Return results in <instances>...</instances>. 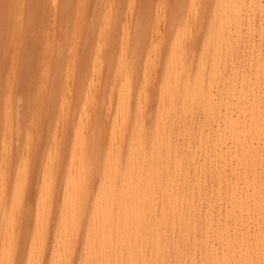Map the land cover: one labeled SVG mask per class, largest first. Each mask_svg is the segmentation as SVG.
I'll use <instances>...</instances> for the list:
<instances>
[{
    "label": "rangeland",
    "instance_id": "1",
    "mask_svg": "<svg viewBox=\"0 0 264 264\" xmlns=\"http://www.w3.org/2000/svg\"><path fill=\"white\" fill-rule=\"evenodd\" d=\"M227 1L230 3V1H232V0H57V1L56 0H0V165H1V162L5 164L4 165L5 168H2V169L0 168L1 171L3 169H5L2 172V174L0 173V180H1L0 182L3 184L1 187V183H0V187L2 188V191L5 190V191H3L4 194H2V196L0 195L2 197V200H3V201H0V208H1L0 209V235H1L0 236V261H2L0 263L8 264V262H11V264L12 263H15V264H19V263L20 264L21 263H23V264H32V263L36 264L37 263V264H39L38 261L41 260L42 262L40 261V264L41 263H43V264H54L52 262L54 261L55 258H56L55 259V262H56L57 259L63 257V258H61L62 262H61V259H59L60 261H57L59 264H63V263L65 264V262H66V264H72V261H73V264H79V263L82 264V262H84L86 260V258L87 259L91 258L93 260L94 259L93 257H95L96 254L98 256L96 255L95 260H97V258L100 259V256H101L100 254L103 251L102 250L103 248L101 247V243L104 242V244H105L107 242V240L110 239L109 237H107L108 235L110 236V234L112 235L111 236L112 239H110L105 245H106L107 249L108 248L110 249V247H112V243L114 245L116 237L114 234V227L112 226V225H114L113 220L106 218L107 220L105 219V221H103L104 217L107 215L109 216V213H110L108 210V208H110V207H108L107 205H109V203L111 205V203L114 200H116V198H118L117 193L116 194H114L113 192L111 193L112 190H109L111 187L114 186L111 183L117 184L118 186L121 185L120 180H122V178L125 177V176H123L124 174H126V179L129 178V174H130L129 171H131L130 169L132 166L129 167V165H131V162L130 163H127V162H128V160L132 161L131 160L132 157L130 154L131 149H132L131 148L132 147V141L137 145V147L140 146L139 144H143V143H145V144H143V146H151V144L153 143L152 140H155L154 143H156L157 138H158L157 135L159 134V137H160V135L163 134L164 127L166 124L165 120H166V113H167V111H165L164 109L167 110L168 107H170V105H171V96L170 95H172L173 94L172 92L175 90L174 81L173 80L170 81L171 80L170 79L169 81L171 83H173V84H171L169 81L165 80L166 74H167V72H169L167 70V66L171 67L170 71H172V68L174 69L173 73L178 71V69H176V66L183 65L182 62L185 61L184 58H182V56L183 57L185 56V54L182 55V52L184 53V50L188 54L186 53L185 57H187V58H185V59H187V60L184 62V65L182 67H184L185 65L187 67H189L192 80L195 79L197 73H199V70H200L201 73L203 74V77H204L203 87L206 89L207 95L209 94V96L211 93L209 91L212 90V93H211L212 95L210 96L211 101H209V98H210L209 96H206L205 99L203 98L202 99L203 103L199 108H195L193 110L190 108H185V109L179 110L178 113L182 115L180 117V119L178 120V122H179L178 124L181 127L180 131L183 130V128L185 127L187 122H188V124H191V122H192L194 128L197 131L198 130H201V131L205 130L204 133L207 135V138L209 140L208 142H209L210 146H211V144L212 145H214V143L216 144V142L220 140L219 139V132H220V130L224 129L223 128L224 127V125H223L224 120L223 119L226 115L225 111H227L225 103L230 98L228 96V92L230 90V82H229V85L227 82L230 80L228 77L229 68H241V66H242V62L238 58H235L232 61H230V59L228 57V50H227V47L229 46L228 44H231L234 49L236 47L239 48L238 52L240 50V52H239L240 56H242V55L245 56L248 54V52H250L251 49H248L247 46L249 48H252L254 46L255 49L252 48L254 50H257L258 48L264 49V37L262 38L260 35V32H259V29H260L259 22H260V19L262 17L261 10H260V2L264 1V0H258V1H256V0H236L235 1V2H237V6H240L242 3L244 4V2H246L248 6L246 5L247 7H245L243 5V7H242L243 9L240 8V9H242V10H240V14L242 12V14L240 16H242V17L241 18L239 17L240 20L237 24H231L230 29L232 32H234V37H232V38H229L230 34H228L229 25H228V27H227V25H225L224 27L222 26L223 27L222 29L220 26L221 22L223 20H225L223 17V12L228 7L229 3ZM250 2H252V3H250ZM250 5H251V7H250ZM257 8H259V9H257ZM250 11H251V14H249ZM253 12H255L257 14V16L255 13L253 14ZM245 14H246V17H245ZM254 15H255V17H254ZM222 17H223V19H222ZM248 17H251V18H248ZM225 18H226V16H225ZM254 18H256V19H254ZM248 19H251L253 22L252 24L255 25L254 30H253L254 32L251 33L252 35H250L251 38H249V36L246 34L247 33V27L246 26H247ZM20 24H23L24 29H25L23 34L15 35L9 31L8 26L18 27V26H20ZM215 24H217V25H215ZM222 25H223V23H222ZM169 27H171V28H169ZM173 28H175L174 31H173ZM236 28H238L239 30L241 28L240 31H241L242 35H240V37L237 36L238 32L236 31ZM242 28H243V31H242ZM167 29H169L168 32H167ZM182 30L184 31L183 32L184 42L182 39ZM219 30H220V32L218 33ZM236 32H237V34H236ZM167 33H169V34L167 35ZM185 33H186L187 37L185 36ZM187 33L190 35H187ZM155 34H157V35H155ZM232 35H233V33H232ZM259 35H260V37H259ZM154 36H155V38L153 40ZM167 36H168V38H167ZM189 37L191 38V40ZM176 38H177V40H175ZM179 39H181L182 41L180 40V42H179L178 41ZM185 39H187L188 45H187V43H185ZM261 39H262L263 43L261 42ZM209 40H210V42H208ZM209 43H211V45ZM185 44L188 48L185 46ZM208 46H209V48H208ZM221 48H223L222 51L220 50ZM215 49L216 50L218 49V50L215 51ZM206 50H208V51H206ZM218 51H219V53H217ZM215 52L217 53V57H216ZM206 53L208 56L206 55ZM178 55H180V56L178 57ZM202 55L204 57L205 56L206 57L204 58ZM169 58H170V60H169ZM171 58L172 59L174 58V59L171 60ZM201 58H202V60H201ZM149 59L152 60V63H155L158 61V63H159V64L157 63L158 66L156 63L154 64V66H153V64L149 65L148 63H151V60H149ZM194 59H196V61ZM153 60H154V62H153ZM216 60H217V65L215 64ZM213 61H214V63H213ZM145 62H146V64H145ZM203 62H204V64H203ZM177 64H179V65H177ZM197 64H198L199 68L202 65L201 68L204 71L202 69H199ZM206 64H207V66H206ZM193 65H194V67H193ZM215 65L217 67L219 66V69L217 67H215ZM146 66H147V68H146ZM151 66H153V67H151ZM159 67H160V69L158 71ZM169 67H168V69H169ZM213 67L217 68L216 70L218 72L215 70L216 73H214ZM108 68H110V69H108ZM155 68H156V70H155ZM211 68H213V69H211ZM224 68H226L227 70L225 71ZM192 69H193V71H192ZM152 70H153V73L155 75H153L151 73ZM179 70H180V68H179ZM106 71H108L109 73ZM210 71H212L213 73ZM219 71H221L222 73ZM223 71H225L226 73ZM101 72H102V74H101ZM156 72H158V73H156ZM217 74L220 75V76H218V78H217ZM147 75H149L150 77ZM151 75L153 76V79L151 78ZM210 75H212V76H210ZM224 75H225V77H224ZM155 76H157L156 77L157 80H156V78L154 79ZM214 76L216 79L214 78ZM211 77H212V79H211ZM126 78H128L129 80ZM147 78H150V80ZM144 79L146 80V85H144V83H145ZM209 79H211V81H209ZM220 79H221L220 84H218V81ZM127 80L130 82H128ZM147 80H149L150 82ZM212 80H213V82H212ZM223 80H225V81H223ZM208 81H209V83H211V85L208 84ZM124 82L126 84H130V85H128V87L130 86V91H129V89H126V91H124L123 88L126 86V84ZM151 82H154V83L156 82V83L154 84ZM148 83L150 85H148ZM164 84H166V86H164ZM169 84L172 85L173 89L171 88V86ZM216 85L219 88H217ZM143 86H144V88H143ZM151 86H153V87L150 89ZM209 86H211V87L213 86V87L210 88ZM128 87H125V88H128ZM169 87L173 91L167 90V93H166V91H164V90L170 89ZM223 87H226V88L223 89ZM213 88H214V90H213ZM216 88H217L218 92L216 91ZM227 88H229V90ZM121 89L127 93L129 91L128 95L130 94V96H131V97L130 96L127 97L128 95H126V97H125V99L127 101L130 98V100L128 101V104H127V101H125V103H123L124 99L122 102L123 105L125 104L124 109H122L123 111L128 110V105H129L128 113H127V111H125L127 114L125 112H122L121 109L119 111L117 110L118 109L117 105L121 104L120 103L121 101L119 102L120 98L122 100V97L120 95ZM152 89H154V93L152 92ZM123 91H121V93ZM124 92L122 94H124ZM168 92L172 93V94H168ZM226 92H227V94H226ZM127 93H125V94H127ZM161 93H162V96H161ZM125 94H124V96H125ZM163 94L164 95L166 94L165 95V97L167 96L166 100H165V97ZM110 95H112L111 99H109L111 97ZM141 95H143L144 97H142ZM226 95L228 97H226ZM51 96H53V97L51 98ZM67 96L69 97V101L67 99L68 98ZM124 96H123V98H124ZM168 96L170 97V99ZM216 96H218V98H217L218 100L216 99ZM76 97H77V99H76ZM145 97H146L148 103L146 102V100L144 102H141L142 99ZM160 97L161 98L164 97V98L161 99ZM48 98H50L51 102H49ZM105 98H106V100H105ZM224 98H225V100L223 101ZM148 99H149V101H148ZM72 100H73V102H72ZM104 100H105V104H104ZM110 100H112V101H110ZM160 100H162V101H160ZM165 101H166V103H164ZM67 102H68V104H67ZM118 102H119V104H117ZM161 102L164 103V105L167 104V106H166L167 108H165ZM222 102H224V104ZM49 103H51L49 106L50 111H48V108H49L48 104ZM62 103H66V105L65 104L63 105ZM71 104H72V106H71ZM93 104H95L96 106ZM97 104H98V106H97ZM111 104H112V106H110ZM140 104H141V106H140ZM149 104H150V106H149ZM215 104H218V107ZM83 105L87 109L83 108ZM101 105H103L104 109H103V107H101ZM144 105H145V107H144ZM92 106H95V107H92ZM139 106H140V108H139ZM142 106L144 107V109ZM108 107L112 108V109L110 108L111 111L109 110ZM146 107H149V109L147 108L148 109L147 112L145 110ZM161 107H162V109L160 110ZM212 107H214V108H212ZM62 108H64V109L66 108L67 110L65 109L66 111L64 110L65 112L63 113ZM93 108H94V110H93ZM158 108H159V111L157 110ZM85 109L87 111L84 112ZM102 109H103V111H102ZM150 109H151V111H149ZM211 110H213L214 113H212ZM107 111H110V112H107ZM116 111H117V113L120 112V113H118V115L119 114L121 115V113L122 114L125 113V116L121 115L122 118L124 117L123 120H125V121H122L121 120L122 118L120 119V115H119L118 118L122 121V123H120L121 122L120 120H119L120 122L117 123L118 119H116V117H117ZM140 111L141 112L145 111L147 114H144L145 112L141 113ZM160 111H162L163 114H160L161 113ZM183 111L184 112L186 111V113H184ZM220 111H221V113H219ZM150 112L153 113L152 117L149 115ZM157 112H158V114H157ZM209 112L211 113V115ZM86 113H87V116H86ZM129 113H130V116H128ZM139 113L144 114V115H142V117H141L140 116L141 114H139ZM222 114H223V116H222ZM59 115H61L60 118H59ZM80 115L83 119L85 117V119H84L85 123H87L88 121H90V122L87 123L86 125H84L82 118H81L82 121H80ZM108 115H110V117ZM212 115L215 118L211 117ZM66 116H68V117H66ZM71 116H73L75 118H73ZM137 116H138V118H136ZM149 116L151 117L150 119L148 118ZM64 117H66L65 119L67 121L64 119ZM86 117H90V118H88V120L86 121ZM135 118H136V120H135ZM63 119L65 121L64 126H62L64 124ZM108 119H109V121L107 122ZM129 119H130V121L128 122ZM139 119H141V120H139ZM160 119L163 120L164 122H162ZM205 119L207 121H209L210 128H209L208 122ZM61 120L63 121L62 125H61ZM156 120H160V121H156ZM58 121H60V125H58L59 124ZM113 121H115L114 122L115 125H113L114 124ZM135 121L136 122L140 121V123L138 122L136 125ZM80 122H81V125H79ZM104 122L105 123L107 122L108 127ZM158 122H159V124H158ZM214 123H215V125H214ZM218 123L221 125H219ZM82 124H83V127L81 128ZM116 124H117V126H116ZM119 124H120V129L118 130ZM157 124H158V126H157ZM10 125H12L13 127ZM122 125H125V126H122ZM138 125L141 127L142 126H144V127H142V129H141V127H139ZM78 126H80V127H78ZM114 126H116L115 128L117 129L118 133L115 132L116 134L113 133L114 134L113 135L112 129H114ZM137 126L141 130H139V128ZM161 126H163V127H161ZM218 126H219V128H221L219 130V132H218L219 128L217 129ZM16 127H17V129H16ZM135 127L138 128V130L136 128V130H135L136 132L134 131ZM160 127H161V129H159ZM156 128L159 129V133H158V130H155ZM9 129H11V130H9ZM80 129H83V134L85 136L83 134L76 135V133L78 131H81ZM116 129H114V131ZM123 129H125V130H123ZM213 129H215L214 130V131H216L215 133L213 132ZM18 130H20V131L18 132ZM120 130H122V131H120ZM104 131H106L105 132L106 134L104 133ZM119 131H120V133H119ZM138 131L142 132V133H140L141 135H137V134H139ZM209 131L211 134L209 133ZM16 132H18V133H16ZM121 132H124V133L122 134ZM125 132H127V133H125ZM134 132H135V134H134ZM155 132H157L158 134ZM78 133H80V132H78ZM208 133L210 134V138H209ZM215 134L217 135L218 138L216 137ZM136 135L139 137L137 138ZM212 135H213V138H212ZM114 136H116V139L117 138L118 139L116 140L114 138ZM125 136H126V139L124 140ZM182 136L183 135H181L180 137H182ZM76 137H77V139L80 140V142L78 140L79 143H76V140H77V139H75ZM119 137L122 138V142H123V140L125 141L124 144L122 142H120L121 144L116 143L117 141L118 142L120 141L121 138H119ZM141 137L143 139L142 141H141ZM215 137H216V139H215ZM28 138H29V140H28ZM111 138H112V141H113V138L116 140L115 144H114V142L113 143L111 142ZM82 139H84V140H82ZM102 139H103V141H102ZM135 139H137V140H135ZM139 139L141 142L139 141ZM212 139L216 142H214ZM26 140L28 142H26ZM55 140H57L58 142ZM59 140L62 141L63 143L60 142ZM29 141L31 143H29ZM83 141L85 143H82ZM104 141H105V143H104ZM136 141H139L140 143L137 144ZM52 143H54V144H52ZM81 143H82V145H78ZM118 144H120V147L123 144L121 147V148H123L121 150V152L119 150L121 148H119ZM10 145H11V147H10ZM76 145L83 146V148H84V149H81V147L78 148V151H80V150L82 151V153L80 151V154H79L80 155V159H79L80 161L77 160L78 159L77 157L79 155L76 152L77 147H78ZM97 145H98V147H97ZM115 145H116V148H118L119 153L121 154L120 155L118 153L120 158L118 157V154L116 153V152H118V150L116 148L112 149L113 147H115ZM130 145H131V147H130ZM136 145H134L133 148H135ZM74 146H76V147L74 148ZM211 147L214 148L215 145L211 146ZM26 148H28V150ZM55 148H56V150H55ZM129 148H130V150H129ZM23 149L26 151H24ZM38 149H39V151H38ZM9 150H11L10 151L11 153L10 152L8 153L10 157L7 156V152ZM54 151H57V152H54ZM98 151L100 152L99 154L97 153ZM4 152L6 153L5 154L6 156H4ZM25 152H27L29 154H25ZM110 152H112V153H110ZM107 153H109V155ZM50 154H51V157H50ZM72 154H74V155L72 156ZM82 154L83 155L85 154L84 159H83ZM110 154L113 155V158ZM115 154H117V156ZM47 155H48V158H47ZM75 155L76 156L78 155V156L76 157ZM107 156H109L110 158L109 157L107 158ZM114 156L118 160L116 159V161H115ZM129 156H130V158H129ZM6 157H7V159L9 158V160H7ZM72 157H74V158H72ZM49 158H50V160H49ZM111 158L113 159V164L111 162L112 161ZM23 159L25 160V165H24ZM106 159L109 160V162H107L109 164H105L106 161H108ZM212 159L215 160V157H212L211 160ZM48 160H49V162H48ZM52 160H54V161H52ZM56 160H58V161H56ZM71 160H73L72 164H70ZM6 161H7V163H6ZM8 161H9V163H8ZM81 161L82 162L87 161V162H83L85 164L84 165ZM117 161H120V162H117ZM51 162L55 163L56 165L55 164L49 165V163H51ZM79 162H80V164H79ZM114 162L115 163L117 162L119 164L118 171L116 169L118 167L115 166L116 168H114V166H113ZM46 163H48V165ZM82 164L84 166H82ZM99 164H100V166H99ZM71 165H73L74 167ZM76 165H77V167L78 166L80 167V168L78 167L79 170H77V171H76V167H75ZM46 166H47V168H46ZM69 166L71 168L72 167L75 168L74 169L75 172L72 173L73 168L71 169ZM81 166L84 169H87V171L83 170V168H81ZM106 166H108L109 168H107ZM111 166L114 168V171H117L115 175H114L112 168L110 169ZM22 167L23 168L28 167V169L24 168L26 170L24 171V173H22L23 172ZM49 167H51V169H49ZM95 168H97V169L99 168V170H97ZM104 168L109 169V170H107L109 173L108 172L105 173L104 177H103V173L106 172V171H103ZM19 169H21V171ZM47 169H48V171L49 170L50 171L47 172L46 171ZM43 170L45 171L44 175H43ZM69 170H71V171H69ZM78 171L82 172L81 177L85 178V179H83V181H78L79 178H81L80 177L81 173H79ZM83 171H85V172H83ZM110 171L113 172L112 174H113L114 178H116L117 180H115L113 177H111ZM126 171H128V173ZM46 172L48 173L47 175H46ZM54 172H55V174H54ZM76 172L78 174H80L78 176L79 178L77 176H75V174H77ZM89 172H90V174H89ZM3 173H4V175H3ZM51 173L53 174V175H51L52 178H51V176H49L50 179L49 178L46 179L48 182H45L46 181L45 178H47L48 175H50ZM83 173H84L85 177H84ZM96 173H99V174L96 176ZM6 174L7 175L9 174V176H7ZM23 174H25L24 175L25 178H23L24 177ZM73 174L75 176V179H74ZM88 174H89V176H88ZM108 174L110 177H107ZM105 175H106V179L108 178L111 181L114 179L117 182H115L113 180L114 182L110 183V182H108V179L106 180L107 181L106 182L105 181ZM1 176L3 177V179ZM44 176H45V178H44ZM71 176H73V177H71ZM26 177H28V178H26ZM68 177H71L70 180L68 179ZM95 177H97L98 179L97 178L95 179ZM19 178H20V180H19ZM76 178H78V180ZM198 178H202L203 181H207V186H206L205 190H206V194L209 198L210 206H212V208H214L213 214L215 217L213 219V223L217 224L219 222L220 218L223 219V213L225 212V208H226V205H223V204H225V195L228 192V189H227L226 185H223V187L221 189H219L217 181H214L210 176H202L201 177V175H198ZM15 179L19 180V183H21L22 179H25V182L23 183V180H22V183H21L22 186L24 184V188L19 186L21 184L17 183L18 181L16 182ZM66 179L68 180L69 185L67 184ZM94 179H95V181H94ZM205 179H207V180H205ZM90 180H91V182H90ZM43 181L45 182V184L52 181L51 183H49L51 185L50 186L51 191H49V192L45 191L46 193H43V190H44L43 188H46V189L49 188L48 184H47V187H46V185L44 187V185H43L44 183H42ZM65 181H66V184L68 185L66 187H69L70 183H72V182L75 183L72 185L73 188L70 189V187H71L70 186L68 190H70V191L72 190V192L74 190H78L77 194H78V192L82 193L84 191L82 197L80 198L81 194L80 195L78 194L79 196H76L77 195L76 191H74V193H73V195L76 194V195H74L76 197V199H74L75 197L72 195V192H70V191H67V193L69 192L71 194V196L69 194L67 195V193H66L67 189L66 190L64 189V188H66V187H64ZM104 181H105L106 185H103ZM190 182H193V179H191ZM76 183H77V185H76ZM78 183H80V185H82L81 186L82 189L80 188V185L78 186ZM84 183H86V186H87L86 190H83V188L85 189V187L83 186ZM107 183H110L109 186L111 185L110 187L108 186L109 188L108 187L106 188V186L108 185ZM5 184L6 185L8 184L6 186V189L3 188ZM16 184H19L18 186L20 187V189L18 187V191L13 190L14 188L16 189V187H17ZM33 184H34V186H33ZM37 184H38V186H37ZM60 184L62 187H61V191H60V195H59V193H58L59 191H57V190L60 188ZM75 185L79 188L77 189V187ZM99 185H100V187H99ZM101 186H102V188L105 187L106 190L107 189L109 190V192H106L105 188H103V191L105 190V192L108 193V195H109L108 197H107V194H106V196H105V193L102 194L103 191H102ZM187 187L189 188V187H191V185H187ZM21 189H23V192H22L23 194L21 193L22 195H24V196L21 195L23 198L19 195V193H17V195L15 194L16 192H21ZM80 189L82 190L81 192L79 191ZM219 190L223 194L222 197L216 196V192ZM13 191H15L14 194H13ZM53 191L55 192L56 195L55 194L53 195V193H54ZM3 192H0V193H3ZM47 192L49 194V197H47V195H48ZM98 192H100V195ZM40 193L44 194V197H46L45 200L48 198V200H46V201H49L48 202L49 205L45 200L44 201L42 200V202L40 201L41 198H43V196H41ZM64 193H66V196L65 195L63 196ZM96 194H97V197H96ZM110 194L111 195L113 194L116 197H114L113 195L110 197ZM51 195H52V197H51ZM102 195L104 197L103 200H101V198H103V197H101ZM98 196H100V199ZM53 197H55L56 199L55 198L53 199ZM63 197H66V199H65L66 201L63 199ZM68 197H69V200L67 199ZM78 197L81 200H79ZM105 197L106 198H109V197L113 198V200L111 199L112 202H111L110 198H109L110 201L108 200L109 201L108 202ZM19 198L21 201L20 206H22V207H20L19 213L17 212V214H14L15 209L17 208V204L20 202ZM58 198H59V201H58ZM12 199H13V201H12ZM14 199H15V201H14ZM70 200H72V202L74 200H76V201L78 200L77 203L74 201L77 204V205L74 204L76 208H73L74 205L72 204V202ZM100 200L101 201L105 200L106 203L105 202L102 203V202H100ZM56 201H58L60 204V205L58 204V207H57V204L55 203ZM80 201H81V203H79ZM94 201H96L97 203L104 204L103 206L106 205V207H108V208L105 207V210H104V207L101 204H99L100 207L101 206L103 207L104 211L102 212V210H100V208L95 207ZM13 202H14V204H16L15 208H14L15 205L13 204ZM39 202L41 204H44L43 202H46V205H45L46 209H45V206L41 205ZM65 202H66V204H65ZM68 202H70V203L68 204ZM107 202H108V204H107ZM97 203H96V205H98ZM114 203H112V204H114ZM11 204H13L12 206L14 209L12 208V206H10ZM27 204H29V205L32 204V205L28 207ZM61 204H62V206L67 205L68 207L64 206L62 209ZM37 205L44 206V209L46 210L45 214L48 213L47 209L49 208L48 209L49 215L47 214L49 217H46V215H44V211L41 212L40 209L37 210L39 208V206L36 207ZM70 205L72 206V210H74L75 212L77 211L75 213L76 218L74 217V215H72V218L74 219V220L73 219L72 220L75 221V222H73L75 225L71 221L70 216H71L72 212H74V211L70 210L71 209V207H69ZM18 206H19V204H18ZM26 206L28 207V209L31 207L33 209V211L29 210V214H28V212L26 211L27 209L25 210V208H27ZM52 206H53V208H51ZM9 208L12 210H10ZM96 208L99 209L98 212H96L97 211ZM52 209H53V211H57V212H53ZM36 210L38 211L37 215H40V216H38V218H36L37 217V215H36L37 211ZM62 210L66 211L68 213L71 211V213H69L70 216L67 215V213L65 212L64 214H66L67 217L68 216L69 217L68 218H66V216L64 217ZM93 210H94V212H93ZM51 211H52V213H51ZM100 211H101V213L105 212L102 217H101L102 214L99 213ZM107 211L109 213H106ZM40 212L42 215L40 214ZM10 213H11V215H10L11 217L8 216ZM12 213L14 214V216L17 215L16 216L18 219L17 222L15 220L16 217L13 219ZM25 213H26V215H25ZM54 213H55V215H54ZM94 213H95V216L98 215L99 222H100V223H95V225L92 222L94 220L93 218L95 217V216L92 217L94 215ZM2 214H3V217H2ZM42 216H44V217H42ZM50 216H51V218H50ZM21 217L22 218L25 217V218L22 219ZM40 217H42V219L44 218L43 222L41 221L42 219L40 220ZM8 218L14 223V225H12L13 223L10 225L11 221L8 220ZM19 218H20V220H19ZM29 219H30V222L28 221ZM37 219H38V221L40 220L39 224H38V222L36 223ZM45 219H47V220H45ZM49 219H51V220H49ZM66 219H67V221H66ZM100 219L104 222L103 226L105 225V227H103V226L102 227L105 230L104 229L102 230V227H101L102 222ZM13 220H15V222ZM53 220H54V222H53ZM95 220L97 222L96 217H95ZM26 221H28V222L25 223ZM65 221H66V223L69 221V224L71 226L69 224L67 226V224H66V226L68 228L65 227V223H64ZM45 222H47V223H45ZM61 222L64 224H61ZM109 222H110L109 225H111V226L107 225V223H109ZM8 223L11 227L15 226L14 229L12 228L13 231H11V232H10L11 229L10 228H9L10 230L8 229V226H9ZM21 223H23V224L21 225ZM25 224H26V226H25ZM35 224H37L38 227H35ZM40 224L42 225V226H40V228L42 227L41 229L39 228ZM98 224H100V227H101V229H99L100 234L98 233L99 231H97L98 228H95V226L98 227ZM28 225L31 226L30 230L27 229V227H29ZM92 225H94V226H93V228L90 229V226L92 227ZM20 227H21V229H20ZM168 227H169L168 229H169V232L171 235L173 228L171 227V224H169ZM5 228H6V230H5ZM45 228H46V230H44ZM47 228H48V230L50 229L49 230L50 232L49 231L46 232ZM61 228H62V232H65L66 228L68 229V232L66 231L69 234L68 235V241H66L67 240L66 239L67 237H66L65 238L66 239L65 244H64V237L65 236L63 237L64 233L59 234L61 232L60 231ZM64 228H65V231L63 230ZM94 228L96 229V231ZM107 228H110V229L112 228L111 229L112 231L107 233V230H110ZM69 229L73 230L75 232L73 237H72V233H70L73 231H69ZM4 230L6 231V233H7V231H8V233L10 232V234L13 233L14 237L11 235V237L13 238V241H14V242L11 241V242H13L12 244L10 243V240H12L11 237H10V240H6V236L4 238V233H5ZM37 230L39 231L40 235L34 234V231L38 232ZM80 230H81V233L78 236L77 233H79ZM101 231L104 232L103 233L104 236L102 235ZM43 232L47 233V234L44 235ZM89 232L91 235L89 234ZM96 232H97V234H99V236L96 234ZM6 233H5V235H6ZM67 233H66V235H67ZM10 234H7V235H10ZM32 234H33V239H32ZM27 235H29V237L27 240L28 243L26 242V244H27V247H26L24 245V242H25L24 238L26 239ZM37 235H39V237L41 236L42 238L40 237V240H38ZM89 235H90V237H89ZM101 235L104 237V239L102 238ZM60 236H62V237L60 238ZM69 236H71L70 241L72 244L71 246H73V247L69 246L70 245ZM34 237L36 238L37 241L35 240ZM74 237H75V239L78 238L76 240V242L74 240ZM188 237L191 238L192 235L189 234ZM22 238H23V240L21 241ZM42 239L44 240L45 244L42 242L43 241ZM46 239L48 240L47 241L48 245L46 244V241H45ZM61 239H63V240L60 241ZM95 240H96L97 244L95 243ZM197 240H201L200 236L197 237ZM7 241H9L8 243L11 244V247L9 244H6ZM35 241L36 242L40 241V243L38 242V245L40 244L39 245L40 248L38 247V245H37V247L35 246V244H34V243H36ZM90 241H91V245H92L91 248H90V244H89ZM17 242L19 244H17ZM41 242L43 245H41ZM87 242H89V243L87 244ZM66 243H67V246H66ZM94 243L96 245L95 248H94ZM3 244L4 245L6 244V247ZM7 245H9V246L7 247ZM16 245H18V246H16ZM22 245H24L26 248L23 247ZM58 245H61V250L58 249L59 248ZM63 245L66 247V254L63 251L65 249V247L64 248L62 247ZM105 245H103V246H105ZM108 245H110V246H108ZM54 246H55L56 250H54ZM85 246H86V248H85ZM87 246H88V248H87ZM18 247H19V249H18ZM22 247L25 248V250L23 249V251H25V252H23L22 249L20 250V248H22ZM31 247L33 249H34V247H35V249L37 248L36 250L41 249L43 247L42 248L43 250L41 249V252L43 251L44 253L43 252L40 253L39 250L36 251L34 249L36 251V252H34L35 254L40 253L38 255H35V254H33L32 251H34V250ZM67 247L69 249L70 248L71 249L69 250ZM10 248H12V249L9 250ZM158 248H160V247L156 245L154 250L158 251ZM4 249L7 251V253H9V251L12 252V253H9V255H10L9 258L11 259V261H8V259H7L8 257L6 258V256H8V255L5 256L6 251ZM94 249L96 250L95 251L96 253H94ZM17 250H20V252ZM22 252L25 254L23 256V258L21 256ZM30 252H32L31 255H29ZM55 252L57 254L60 253L61 257L59 254H58L59 255L58 256ZM85 252H86L87 256L85 255ZM2 253L4 254L5 257L3 256ZM45 253H46V255H45ZM98 253H100V254H98ZM160 253H161V256L163 257L164 256L163 252L161 251ZM15 254H17V255H15ZM18 254L20 255L19 257H21V258L18 257ZM90 254H91V256H90ZM64 255H66V257H64ZM69 255H72V256L69 257ZM73 255H75V256H73ZM88 255H89V257H88ZM32 256H36L38 258L33 259L34 257L31 258ZM41 256L43 257V259ZM85 256H86V258H85ZM15 257H16V260L14 259ZM1 258H5L6 262L4 261V259L2 260ZM29 258L31 259V263H29L30 262ZM67 258H68L69 262H68ZM37 259H39V260L37 261ZM35 260H36V262H34ZM170 261L171 260H169L167 262H170Z\"/></svg>",
    "mask_w": 264,
    "mask_h": 264
},
{
    "label": "bare ground",
    "instance_id": "2",
    "mask_svg": "<svg viewBox=\"0 0 264 264\" xmlns=\"http://www.w3.org/2000/svg\"><path fill=\"white\" fill-rule=\"evenodd\" d=\"M235 1L236 0H232V1H230V3L227 1L229 3L228 4V7L223 12V17H224L225 20H223V21L221 20L222 22H221V25H220L221 26V29L225 25H227V27L229 25V27H228V30H229L228 31V34H230L229 35V38L234 37V32H232L231 29H230L231 24H237L239 22L240 18L242 17V16H240L242 14V12L240 14V10L243 9L242 8L243 5L245 7L248 6L246 2H244V4L242 3L240 6H237V2H235ZM256 1H258V0H256ZM250 3H252V2H250ZM250 7H251V5H250ZM240 8H242V9H240ZM257 9H259V8H257ZM260 10H261L262 17H261L260 22H259V24H260L259 25V27H260L259 32H260L261 37L263 38L264 37V1H261L260 2ZM251 11H250V13L249 12L248 13L251 14ZM254 13L255 12H253V14ZM225 16H226V18H225ZM256 16H257V14H256ZM223 17H222V19H223ZM245 17H246V14H245ZM254 17H255V15H254ZM248 18H251V17H248ZM254 19H256V18H254ZM222 23H223V25H222ZM252 23H253L252 20L251 19H248L247 26H246L247 27V33L246 34L249 36V38H251V36H250V35H252L251 33L254 32L253 30H254L255 25L252 24ZM215 25H217V24H215ZM169 28H171V27H169ZM238 28H236V31L238 32V34H237V32H236V34H237L238 37H240V35H242V33L240 31L241 28H240V30ZM8 29H9V31L12 34H15V35L23 34L24 33V30H25L23 24H20V26H18V27L8 26ZM174 29L175 28H173V31H174ZM168 30L169 29H167V32H168ZM242 31H243V28H242ZM183 32L184 31L182 30V39L184 37L183 36L184 35ZM219 32H220V30L218 31V33ZM169 33H167V35ZM232 33H233V35H232ZM155 35H157V34H155ZM187 35H190V34L187 33ZM260 35H259V37H260ZM185 36H186V33H185ZM154 38H155V36L153 37V40H154ZM167 38H168V36H167ZM191 38H190V40H191ZM175 40H177V38ZM180 40L181 39H179L178 41L180 42ZM183 42H184V39H183ZM208 42H210V40ZM261 42H262V39H261ZM185 43H187V39H185ZM209 44L211 45V43H209ZM187 45H188V43H187ZM228 45H227L228 46L227 47V50H228V57H229L230 61H232L235 58H238L242 62V66H241V68H229L228 77H229L230 80L227 81V82H228V85H229V82H230V90H229V88H227V89L229 90L228 96L230 98L225 103L226 104L227 111H225L226 112V115H225V117L223 119L224 120V124H223L224 125V127H223L224 129L222 128L223 130H220L221 128H219V126L217 127V129L219 128L218 129V132L220 130V132H219V139L220 140L218 139L219 141H217L218 142L217 143L216 141H214L212 139L214 142H216V144L214 143V145H215L214 148L211 147V146H214V145H212V144H211V146L209 145V142H208L209 140L207 138V135L204 133L205 130L204 131H201V130H198L197 131L194 128L192 122H191V124H188V122H187V124L185 125V127L183 128V130L180 131V128L181 127L178 124L179 123L178 120L180 119V117L182 115L178 113L179 110H182V109H185V108H190L192 110L195 109V108H199L202 105V103H203V100L202 99L203 98L205 99L206 96H209V94L207 95L206 89L203 87V83H204L203 82V79H204V77H203V74L201 73V71L199 70V73H197L195 79L192 80V78H191V72L189 70V67H187L186 65L184 67H182L184 65V62L187 60V59H185V58H187V57H185L187 52H185V50H184V53L182 52V55L185 54V56L183 57L181 55L182 58H184V60H185L184 62H182L183 65L176 66V69H178V71H176L174 73H173L174 69L172 68V71H170V68L171 67L167 66V70L169 72H167V74L165 73L166 74V77H165L166 78L165 79L166 81H169L170 79H171L170 81H172V80L174 81V83H175V87H174L175 90L174 91L172 90L173 88H172V85H170V84L169 85L171 86L172 89L169 87L170 89H165L164 90V91H166V93H167V90H172L173 91L172 92L173 94L172 93H169L170 91L168 92V94H172V95H170L171 96V105H170V107H168L167 110L164 109L165 111H167V113L165 112L166 113V120H165L166 121V124L164 123L165 124V127H164L163 134L161 133L162 135H160V137H159V134H158L159 133V129H161V127H163V126H161L159 129L156 128L155 130H158V133L155 132V133L158 134V135L156 134L158 136L157 142L154 143L155 140H152L153 143L151 144V146H143V144H145V143L139 144L143 140L142 137H141V141L139 139L140 142L139 141H136V143L140 145L138 147L132 141V147L130 145V147L132 148L130 154H131V157H132L131 160L133 162L130 161V160H128V162H127V163H130L131 162V165H129V167L132 166L131 169H130L131 171H129L131 175L129 174V178L126 179V174H124V175L122 174L125 177L122 178V180H120L121 181V183H120L121 185L118 186L117 184L111 183V182H114L115 180H117L116 178H114V176H113L112 173L114 172V175L116 174V172L119 169V164L117 162H120V161H117L116 163L114 162V165H113L114 168L118 167V168H116L117 171H114V168L112 166L110 167V169L112 168V170H113V172L110 171L111 177H113L115 180L113 179L114 181L113 180L111 181L110 179L107 178L108 179V182H110L112 185H114L109 190H112L111 193L113 192L114 194H116V193L118 194V198H116V200H114L113 202H112L113 198H110L113 194L112 195L110 194V197L109 198H110V200L112 199L111 202L112 203L115 202L114 204L111 203L112 206L110 205V203H109L110 206L107 205L111 209L108 208V207H106V205L103 206L104 204L97 203L96 202L97 201L96 199H95L96 201H94L95 202V204H94L95 207L100 208V210H102V212L105 210V207H106V208H108L109 212L111 213L110 214L107 211L106 213H109V216L108 215L105 216L103 221H105L106 218L107 219L109 218L110 220H113L114 225H112V226L114 227V234H115V237H116L115 242H114V245L112 243V247H110V249L109 248L107 249V247H106L105 244L110 239H112V237H111L112 235L110 234V236H109L107 234L108 235L107 237H109L110 239L107 240V242L105 241L106 243L104 244V242H103L104 241L103 240L104 239V237H103L104 236V234H103L104 232L101 231V233L103 235V236L101 235L102 238H103L102 239L103 240L102 241L103 243H101V247L103 249L102 248L101 249L103 251L101 252V254L98 253V254L101 255L100 256V259L97 258V260H95L97 254L95 255V257H93L94 258L93 260L91 258L87 259L86 258L87 255H86V252H85V255H86L85 258H86V260L84 262H82V264H264V49L258 48L257 50H254L255 49L254 46L252 47L254 49L249 48L247 46L248 49H251L250 52H248V54L245 55V56H243V55L240 56L239 55L240 50L238 52V49L239 48L236 47L234 49L231 44H228ZM185 46H186V44H185ZM209 46H208V48H209ZM217 50L215 49V51H217ZM220 50L222 51L223 48H221ZM206 51H208V50H206ZM217 53H219V51ZM217 53L215 52L216 57H217ZM206 55H207V53H206ZM179 56L180 55H178V57ZM202 58H201V60H202ZM173 59L171 58V60H173ZM149 60H151V59H149ZM169 60H170V58H169ZM194 60L196 61V59H194ZM153 62H154V60H153ZM155 63L157 64L158 61L155 62ZM155 63H152V60H151V63H148V64L149 65H152L153 64V66H154ZM213 63H214V61H213ZM145 64H146V62H145ZM158 64H157V66H158ZM198 64H197V66H198ZM203 64H204V62H203ZM215 64L217 65V60H216V63ZM177 65H179V64H177ZM216 65H215V67H217ZM153 66H151V67H153ZM206 66H207V64H206ZM168 67H169V69H168ZM178 67L180 68V70H179ZM193 67H194V65H193ZM201 67H202V65L200 66V68L198 66L199 69H202ZM215 67H213L214 68V73H216L215 70L217 68L219 69V66L217 68H215ZM146 68H147V66H146ZM213 68H211V69H213ZM108 69H110V68H108ZM159 69H160V67L158 68V71H159ZM193 69H192V71H193ZM224 69H225V71L227 70L226 68H224ZM155 70H156V68H155ZM225 71H223V72H225ZM106 72H108V71H106ZM210 72H212V71H210ZM219 72H221V71H219ZM151 73L153 75H155L153 73V70H152ZM156 73H158V72H156ZM101 74H102V72H101ZM149 75H147V76H149ZM157 76H155L154 79ZM210 76H212V75H210ZM218 76H220V75L217 74V78H218ZM224 77H225V75H224ZM128 78H126V79H128ZM151 78L153 79V76L152 75H151ZM214 78H215V76H214ZM147 79L150 80V78H147ZM211 79H212V77H211ZM211 79H209V81H211ZM149 80H147V81H149ZM156 80H157V78H156ZM213 80H212V82H213ZM209 81H208V84L211 85V83H209ZM220 81H221V79L218 81V84H220ZM223 81H225V80H223ZM128 82H130V81H128ZM144 82H145L144 85H146V80ZM151 83H154V82H151ZM171 84H173V83H171ZM128 85H130V84H126L125 87H128ZM148 85H150V84L148 83ZM164 86H166V84H164ZM125 87L123 88L124 91H126V89H129V91H130V86L128 88H125ZM152 87L153 86H151L150 89ZM209 87L212 88L213 86L212 87L209 86ZM143 88H144V86H143ZM217 88H219V87L217 86ZM217 88H216V91H217ZM224 88H226V87H223V89ZM154 89H152V92L153 93H154ZM213 90H214V88H213ZM121 91H123V90L121 89ZM121 91H120V95L122 97V100L119 97L120 98L119 102L121 101L120 102L121 104H119V102L117 103V104H119V105H117V107H118L117 110L119 111L121 109L122 112L127 111V113H128V111H129V105H128V110H124L123 111L122 109H124V105L125 104L123 105V103H125V101H127L125 99V97H126V95H128L129 91H128V93L123 91L124 94L127 93V94H125V96H124V94H122L123 92L121 93ZM209 92L212 93V90L209 91ZM211 93H210V96L212 95ZM226 94H227V92H226ZM122 95L124 96V98H123ZM165 95H164V97H165ZM110 96L111 97L109 99L112 98V95H110ZM129 96H130V94L127 97H129ZM141 96L144 97L143 95H141ZM161 96H162V93H161ZM228 96L226 95V97H228ZM52 97L53 96H51V98ZM106 98H105V100H106ZM163 98H161V99H163ZM166 98H167V96L165 97V100H166ZM217 98H218V96H216V99ZM48 99H49V102H51L50 101V98H48ZM67 99L69 101V97ZM76 99H77V97H76ZM123 99H124V102H123ZM169 99H170V97H169ZM210 99H211V97L209 98V101H211ZM105 100H104V104H105ZM129 100H130V98H129ZM145 100L147 102L146 97L143 98L141 102H144ZM224 100H225V98L223 99V101ZM110 101H112V100H110ZM128 101H127V104H128ZM148 101H149V99H148ZM160 101H162V100H160ZM72 102H73V100H72ZM164 103H166V101ZM164 103H162V104L164 105ZM222 103L224 104V102H222ZM50 104L51 103L48 104V107L50 106ZM62 104L63 105L64 104L66 105V103H62ZM67 104H68V102H67ZM93 105H95V104H93ZM215 105H217V107H218V104H215ZM71 106H72V104H71ZM95 106H92V107H95ZM97 106H98V104H97ZM110 106H112V104ZM140 106H141V104H140ZM140 106H139V108H140ZM149 106H150V104H149ZM166 106H167V104L164 105L165 108H167ZM101 107H103V105H101ZM144 107H145V105H144ZM144 107H143V109H144ZM214 107H212V108H214ZM83 108H86V107H84V105H83ZM110 108H109V110H110ZM147 108L149 109V107H146V109H145L146 112L148 110ZM62 109H63V111H62L63 113L67 110L66 108H65L66 110L64 108H62ZM86 109L84 110V112L87 111ZM103 109H104V107H103ZM103 109H102V111H103ZM161 109H162V107L160 108V110ZM93 110H94V108H93ZM157 110L159 111V108ZM213 110H211L212 113H214ZM48 111H50V107L48 108ZM110 111H107V112H110ZM149 111H151V109ZM144 112H141V113H144ZM146 112L144 114H147ZM160 112H161L160 114H163L162 111H160ZM116 113H117V111H116ZM118 113H120V112H118ZM118 113L116 114V116H117L116 119H118L117 120L118 121L117 123H119L121 120L122 121H125V120H123L124 117L122 118L121 115H124L125 116V113L126 112L124 114L121 113V115L119 114L120 115V119L122 118L121 120L118 118L119 117ZM141 113H139V114H141ZM184 113H186V111ZM219 113H221V111ZM144 114H141L140 116L142 117V115H144ZM152 114H153L152 112L149 113V115L151 117H152ZM157 114H158V112H157ZM210 115H211V113H210ZM60 116L61 115H59V118H60ZM68 116H66V117H68ZM86 116H87V113H86ZM108 116L110 117V115H108ZM128 116H130V113H129ZM138 116L136 118H138ZM150 116L148 117L149 119L151 118ZM222 116H223V114H222ZM66 117H64V119ZM71 117H73V116H71ZM211 117H214V116L212 115ZM73 118H75V117H73ZM81 118L82 117L80 115V121H82ZM88 118H90V117H86V121L88 120ZM136 118H135V120H136ZM64 119H63V121H64ZM84 119H85V117H84ZM84 119H83L84 125H86L87 123L90 122V121H88L87 123H85L84 122ZM109 119L107 120V122L109 121ZM141 119H139V120H141ZM160 120H156V121H160ZM63 121L61 120V125L63 124ZM122 121L120 123H122ZM129 121H130V119L128 120V122ZM161 121L164 122L163 120H161ZM58 122H59L58 125H60V121H58ZM107 122L106 123L104 122V123L107 125ZM114 122L115 121H113V123ZM138 122L140 123V121H138ZM138 122H136V125H137ZM207 122H208V125H209V121H207ZM158 124H159V122H158ZM158 124H157V126H158ZM64 125H65V121H64V124L62 126H64ZM79 125H81V122H80ZM113 125H115V123ZM125 125H122V126H125ZM214 125H215V123H214ZM219 125H221V124H219ZM10 126H12V125H10ZM116 126H117V124H116ZM116 126H114V129H116L115 128ZM78 127H80V126H78ZM82 127H83V124H82L81 128ZM107 127H108V125H107ZM137 127H135L134 131L136 130ZM139 127H141V126H139ZM142 127H144V126H142ZM142 127H141V129H142ZM138 128H137V130H138ZM209 128H210V125H209ZM16 129H17V127H16ZM114 129H112V134L115 133V132H117V129L115 131H114ZM119 129H120V124L118 125V130ZM141 129L139 128V130H141ZM9 130H11V129H9ZM80 130L81 131H78L80 133L77 132L76 135L83 134V129H80ZM123 130H125V129H123ZM214 130L215 129H213V132L215 133L216 131H214ZM19 131L20 130H18V132ZM106 131H104V133ZM120 131H122V130H120ZM120 131H119V133H120ZM18 132H16V133H18ZM135 132H134V134H135ZM121 133L123 134L124 132H121ZM125 133H127V132H125ZM140 133H142V132L140 131L139 134H137V135H141ZM209 133H210V131H209ZM210 134H209V138H210ZM137 135H136V137L138 138L139 136H137ZM181 135H183V136L180 137ZM216 137H217V135H216ZM216 137H215V139H216ZM114 138L116 139V136H114ZM114 138H113V141H112V138H111V142L112 143L114 142V144H115V141L118 138L116 140ZM119 138H121V137H119ZM212 138H213V135H212ZM75 139H77V137ZM125 139H126V136L124 137V140ZM28 140H29V138H28ZM78 140L79 139L76 140V143H79L80 142V140H79V142H78ZM82 140H84V139H82ZM124 140L122 142V138H121L120 141L119 142L117 141L116 143L122 142L124 144V142H125ZM135 140H137V139H135ZM55 141H57V140H55ZM102 141H103V139H102ZM26 142H28V141L26 140ZM60 142H62V141H60ZM29 143H31V142L29 141ZM82 143H85V142L83 141ZM82 143L81 144H78V145H82ZM104 143H105V141H104ZM52 144H54V143H52ZM120 144H118L119 148H121L122 145H123L122 144L121 147H120ZM133 144L136 145L135 148H133V146H134ZM78 145H76V146H78ZM76 146H74V148ZM10 147H11V145H10ZM80 147H81V149H84L83 146H78L77 147V150H76V152H77L78 155L80 154V151H81V150L78 151V148H80ZM97 147H98V145H97ZM115 148H116V145L112 149H115ZM26 149L28 150V148H26ZM116 149L118 150V148H116ZM122 149L123 148L119 149L120 152H121ZM55 150H56V148H55ZM119 150H118V152H116L117 154L119 153ZM129 150H130V148H129ZM10 151L11 150H9L7 152V156H9L8 153ZM24 151H26V150H24ZM38 151H39V149H38ZM5 152H4V156H6L5 155L6 154ZM54 152H57V151H54ZM81 153H82V151H81ZM97 153L99 154L100 152L98 151ZM110 153H112V152H110ZM25 154H29V153L25 152ZM107 154L109 155V153H107ZM117 154H115V155L117 156ZM119 154H118V157H119ZM73 155L74 154H72V156ZM84 155L82 154L83 159H84ZM110 155L113 158V155L112 154H110ZM50 157H51V154H50ZM108 157L109 156H107V158ZM212 157H215V160H213V159L211 160ZM47 158H48V155H47ZM72 158H74V157H72ZM77 158H78L77 160L80 161L79 160L80 159V155ZM112 158H111L112 161L111 160L110 161L113 164V159ZM129 158H130V156H129ZM6 159H7V157H6ZM114 159L116 161L117 158H115V156H114ZM7 160H9V158ZM49 160H50V158H49ZM49 160H48V162H49ZM73 160H71L70 164H72V161ZM106 160H108V159H106ZM23 161H24V165H25V160L23 159ZM52 161H54V160H52ZM56 161H58V160H56ZM83 162H87V161H83ZM107 162H109V160L106 161L105 164H109ZM6 163H7V161H6ZM8 163H9V161H8ZM46 164L48 165V163H46ZM50 164H55V163H52L51 162V163H49V165ZM79 164H80V162H79ZM83 164H82V166L85 165V164L84 165ZM4 165L5 164L1 162L0 168L1 169L2 168H5ZM71 166H73V165H71ZM82 166H81V168H83ZM99 166H100V164H99ZM75 167H76V171L79 170L78 169L79 166L77 167V165H76ZM106 167L109 168L108 166H106ZM24 168H26V167H24ZM24 168L22 167V170H23L22 173H24V171L26 169H28V167L26 169H24ZM46 168H47V166H46ZM49 169H51V167H49ZM74 169L75 168H73L72 173L75 172ZM95 169H97V168H95ZM105 169L106 168H104V170H103V171H106V172L103 173V177H104V174L108 172L107 170H109V169H106V170ZM4 170L5 169H3L2 171L0 170L1 171L0 173L2 174V172ZM19 170L21 171V169H19ZM83 170H86L87 171V169H84V168H83ZM97 170H99V168ZM46 171L49 172L50 170L48 171V169H47ZM69 171H71V170H69ZM47 172H46V175L48 174ZM83 172H85V171H83ZM90 172H89V174H90ZM126 172L128 173V171H126ZM79 173H81V175L78 174V173L77 174L74 173V174L77 177L79 175L81 177L82 176V172L80 171ZM44 174H45V171L43 170V175ZM54 174H55V172H54ZM74 174H73V176H74ZM89 174H88V176H89ZM98 174L99 173H96V176ZM3 175H4V173H3ZM24 175L25 174H23V176ZM51 175H53V174L51 173L50 175H48V177L46 176L47 178H45V176H44L45 180L48 179V178L50 179L49 176H51ZM83 175H84V173H83ZM106 175H105V181L107 180L106 179ZM198 175H201V177L202 176H210L214 181H217V184L219 186V189H221L223 187V185H226V187L228 189V192L225 195V204H223V205H226L225 212L223 213V219L220 218V220H219V222L217 224H214L213 223V219L215 217L214 214H213L214 208H212V206H210L209 198H208V196L206 194V190H205V188L207 186V181H203L202 178H198ZM7 176H9V174ZM73 176H71V177H73ZM75 176H74V179H75ZM71 177H68V179L70 180ZM84 177H85V175H84ZM107 177H110L109 174H108ZM23 178H25V176ZM26 178H28V177H26ZM51 178H52V176H51ZM78 178H76V179L78 180ZM96 178L97 177H95V179ZM2 179H3V177H2ZM83 179H85V178H82L81 177V178H79L78 181H83ZM95 179H94V181H95ZM191 179H193V182H190ZM15 180H16V182L18 181L17 183H19L20 178H19V180H17V179H15ZM22 180H23V183H24L25 182V179H22ZM22 180H21V183H22ZM205 180H207V179H205ZM105 181H104V184L102 183L103 185H106L105 184ZM45 182H48V181L46 180ZM45 182L44 181L42 182V183H44L43 184L44 187H45V185L47 187V184H48L49 185V188L48 189L43 188L44 189L43 190V193H46L45 191H48V192L51 191L50 190V186L51 185L49 183H51L52 181H50L49 183H46V184H45ZM90 182H91V180H90ZM115 182H117V181H115ZM21 183H19V184H21ZM68 183L69 182L67 180V184ZM110 183H107L108 185L106 186V188L109 186ZM19 184H16L17 187H16V189L14 188L13 190L18 191V187L19 186H21L22 188H24V184H23V186H22V184L21 185H19ZM61 184H60V188L57 190V191H59L58 192L59 195H60V191H61V187H62ZM65 184H66V181H65ZM65 184H64V187H66V186L69 185V184L68 185L67 184L65 185ZM73 184H75V183L74 182L70 183V186H71V187L69 186L70 189L73 188L72 187ZM2 185L3 184L1 183V187H2ZM7 185L5 184L3 188L6 189V186ZM76 185H77V183H76ZM79 185H80V183H78V186ZM187 185H191V187L188 188ZM33 186H34V184H33ZM37 186H38V184H37ZM81 186L82 185H80V188H81ZM83 186L85 187V189L83 188V190H86L87 189L86 183H84ZM1 187H0V189H1L0 192L5 191V190L2 191V188ZM69 187L64 188L65 190L67 189L66 190V193H67V191H70V190H68ZM99 187H100V185H99ZM78 188L79 187H77V189ZM101 188H102V186H101ZM103 188H105V187H103ZM103 188H102V191H103ZM106 188H105V190H106ZM19 189H20V187H19ZM81 189L79 190L80 192L82 191ZM105 190L103 191L102 194L105 193V196L107 194V197H108L109 195L106 192H109V190L107 189L108 191L106 190V192H105ZM15 191H13V194H14ZM74 191H76V194H77V191L78 190H74ZM74 191L73 192H72V190L70 191V192H72V195H73ZM22 192H23V189H21V192H16L15 194L17 195V193H19V195L21 196L23 194ZM48 192H47V194H48ZM43 193H40V195L43 196V198H44V199L41 198V200H40L41 202H42V200L44 201L45 198H46V197H44V194ZM66 193H64L63 196L64 195L66 196ZM83 193H84V191L82 193H79L78 192L79 195L81 194L80 195V198L82 197ZM98 193L100 195V192H98ZM2 194H4V192L3 193H0L1 196H2ZM54 194H55V192L53 193V195ZM68 194L71 196V194L69 192L67 193V195ZM76 194H74V195H76ZM78 194L76 196H79ZM22 196H24V195H22ZM216 196L222 197L223 194L219 190V191L216 192ZM47 197H49V194L47 195ZM51 197H52V195H51ZM69 197L67 198L68 200H69ZM96 197H97V194H96ZM98 197L100 199V196H98ZM101 197H103V195ZM114 197H116V196H114ZM54 198L55 197H53V199ZM80 198H79V200H81ZM109 198H106L107 201L109 200ZM0 199H1L0 201H3L2 200V197ZM63 199L65 200L66 197H63ZM74 199H76V197ZM103 199H104V197L101 198V200H103ZM46 200H48V198ZM72 200H70V201L72 202ZM101 200H100V202H102V203L105 202L106 203L105 200L104 201H101ZM12 201H13V199H12ZM14 201H15V199H14ZM19 201H20V198H19ZM58 201H59V198H58ZM58 201L55 202L57 204V207H58V204H59ZM74 201L77 203L78 200L77 201L74 200ZM46 202L48 203L49 201H46ZM46 202H43L44 204H41L40 202L39 203L41 205H44L45 206L46 205ZM73 202H72L73 205L76 204L75 202L74 203ZM108 202H107V204H108ZM20 203H21V201L18 203L19 206L17 204V208L15 209V213L14 214H17V212L19 213V209H20V207H22V206H20L21 205ZM69 203L70 202H68V204ZM79 203H81V201ZM96 203L98 205H96ZM13 204H14V202H13ZM13 204H11L10 206H12ZM65 204H66V202H65ZM99 204H101L104 207V210H103V207L101 206L102 207L101 208ZM14 205H15L14 206V208H15L16 207V204H14ZM27 205L29 207L32 204H30V205L27 204ZM48 205H49V203H48ZM38 206H39V208L37 210L40 209L41 212L44 211V215H46V217H49L48 216L49 215L48 214L49 213V210H48L49 208L47 209V211H48V213H47L48 215H47V214H45L46 213L45 212L46 211L45 210L46 209V206H45V209H44V206L37 205L36 207H38ZM61 206H62V204H61ZM64 206L66 207L67 205H64ZM64 206H62V209H63ZM28 207L25 208V210L27 209L26 211L29 214V210H32L33 211V209L31 207L28 209ZM69 207H71V209H70L71 211H74V210H72V206L71 205ZM12 208H13V206H12ZM51 208H53V206ZM73 208H76L75 205H74ZM10 210H12V209H10ZM98 210L99 209H97L96 212H98ZM52 211H53V209H52ZM52 211H51V213H52ZM62 211H63L64 217L66 216V218H68L70 216L69 213H71V211L69 213L66 212V211H64V210H62ZM41 212H40V214H41ZM53 212H57V211H53ZM65 212L67 213V215H69L68 217H67L66 214H64ZM76 212L75 211L72 212V214L70 216L72 223L75 222V221H73L74 219L72 218V215H74V217H75L76 216V214H75ZM93 212H94V210H93ZM99 213L102 214L101 215V217H102L105 212L104 213H101V211H100ZM14 214L12 213L13 219L17 216V215L14 216ZM37 214H38V211H37L36 215ZM10 215H11V213L8 216H10ZM25 215H26V213H25ZM54 215H55V213H54ZM38 216H40V215H37L36 218H38ZM94 216H95V213H94V215L92 217H94ZM2 217H3V214H2ZM42 217H44V216H42ZM42 217H40V220L42 219ZM95 217L97 218V222L95 220ZM95 217L93 218L94 220L92 221L94 225H95V223H100L99 222L98 215L95 216ZM9 218H8V220L11 219V218L10 219ZM24 218H22V219H24ZM50 218H51V216H50ZM30 219L28 220L29 222H30ZM43 219L41 220L42 222H43ZM15 220L17 222V220H18L17 217H16ZM15 220H13V221L15 222ZM19 220H20V218H19ZM40 220L38 221V219H37L36 220V223L38 222V224H39ZM45 220H47V219H45ZM49 220H51V219H49ZM28 221H26L25 223H27ZM66 221H67V219H66ZM66 221L64 222L65 223V227H67L68 224H69V221L67 223H66ZM103 221L101 220V222H102L101 223V227L103 226V223H104ZM53 222H54V220H53ZM62 222H61V224H64ZM9 223H8V225H9ZM12 223L13 222L11 221L10 225ZM45 223H47V222H45ZM22 224L23 223H21V225ZM66 224H67V226H66ZM109 224H110V222L107 223V225H109ZM169 224H171V227L173 228L171 235H170V232H169V229H168L169 228L168 227ZM10 225L8 226V229L10 228L11 230L10 229L9 230L11 232V231H13L12 228L14 229L15 226H12L11 227ZM12 225H14V223ZM94 225H92V227L90 226V229L93 228ZM25 226H26V224H25ZM40 226H42V225L40 224L39 225V228H40ZM109 226H111V225H109ZM30 227L31 226L27 227V229L30 230ZM35 227H38L37 224H35ZM99 227H100V224H98V227L95 226V228H98L97 231H99V229H101V227L100 228ZM103 227H105V225ZM103 227H102V230L104 229ZM67 228H66V231L68 232V229ZM20 229H21V227H20ZM70 229H69V231H73V230H70ZM107 229H110V228H107ZM111 229L110 230H107V233L110 232V231H112ZM5 230H6V228H5ZM44 230H46V228ZM49 230L47 228V231L46 232H48ZM63 230L65 231V228ZM60 231L61 232L59 234H63L64 233L63 237L65 236L64 237V244H65V240L67 239L66 241H68V235L69 234L66 231L65 232L67 233V235H66L65 232H62V228H61ZM95 231H96V229H95ZM10 232L8 233V231H7V233H6V231H5L6 235L4 233V238L6 236V240H10L11 235L14 237L13 233L10 234ZM70 233H72V237H73L75 232L73 231V232H70ZM80 233H81V230H80L79 233H77L78 236H79ZM98 233L100 234V231ZM7 234H10V235H7ZM34 234H39V231L38 232H35L34 231ZM45 234H47V233H44V235ZM89 234H90V232H89ZM96 234H97V232H96ZM99 234H97V235L99 236ZM189 234L192 235L191 238L188 237ZM39 235H37L38 236V238H37L38 240H40V237H41V236L39 237ZM90 235H89V237H90ZM199 236H200L201 240H197V237H199ZM28 237H29V235H27V238L26 239L24 238V241L25 242L23 241L24 242V245L26 247H27L26 242L28 243V241H27L28 240ZM61 237L62 236H60V238ZM75 237H74V240L76 242V240L78 238L75 239ZM32 239H33V234H32ZM70 239H71V236H69V241H70ZM22 240H23V238L21 239V241ZM35 240H36V238H35ZM62 240L63 239H61L60 241H62ZM11 241H13V238H12V240H10V243L12 244L14 241L13 242H11ZM45 241H46V244H47V241L48 240L46 239ZM8 242L9 241H7L6 244H9L10 247H11V244L8 243ZM38 242L40 243V241H38ZM38 242H36V243L33 242L36 247L38 245ZM42 242L44 243V240ZM42 242H41V245H43ZM69 243H70L69 246L70 247H73V246H71L72 245L71 244V241ZM88 243L89 242H87V244ZM95 243H96V240H95ZM95 243H94V248L96 246ZM6 244L5 245L3 244V245L6 247ZM17 244H19V243L17 242ZM89 244H90V248H91L92 247L91 241H90ZM102 244L105 245V246H103ZM9 245H7V247ZM24 245H22V246L25 247ZM39 245H38V247L40 248ZM156 245L160 247V248H158V251L154 250V248H155ZM16 246H18V245H16ZM58 246H59L58 249L61 250V245H58ZM66 246H67V243H66ZM108 246H110V245H108ZM23 247L20 248V250L21 249H22V251H23V249L25 250L26 247L25 248H23ZM62 247L64 248L65 246L63 245ZM85 248H86V246H85ZM87 248H88V246H87ZM11 249L12 248H10L9 250H11ZM18 249H19V247H18ZM34 249H35V247H34ZM41 249H38L40 251V253L43 252V251L41 252ZM20 250H17V251L20 252ZM35 250L32 251L33 254H35L34 252L38 251V250H36V251ZM54 250H56L55 249V246H54ZM63 251L66 254V247H65V249ZM95 251L96 250L94 249V253H96ZM161 251L164 254L163 257L161 256V253H160ZM23 252H25V251H23ZM23 252H22V255H21L22 258L25 255ZM32 252H30L29 255H31ZM9 253H12V252L9 251ZM9 253H7V251H6L5 252V256L8 255V256H6V258L8 257L7 258L8 261H11V259L9 258V256H10ZM40 253H38V254H40ZM38 254H35V255H38ZM58 254L61 257V254L60 253H58ZM15 255H17V254H15ZM45 255H46V253H45ZM3 256H4V254H3ZM19 256L20 255L18 254V257ZM71 256L72 255H69V257H71ZM73 256H75V255H73ZM90 256H91V254H90ZM64 257H66V255H64ZM88 257H89V255H88ZM19 258H21V257H19ZM31 258L36 259L38 257L32 256ZM61 258H63V257H61ZM61 258H59V259H61ZM1 259L2 260L4 259V261H5V258H1ZM14 259L16 260V257ZM42 259H43V257H42ZM55 259H54V261L52 263L59 264L57 261H60V260L57 259V261L55 262ZM168 259L171 260V261L170 262H167V261H169ZM38 260L39 259H37V261ZM67 260H68V258H67ZM40 261H38L39 264H40ZM0 262H2V261H0ZM34 262H36V260ZM61 262H62V259H61ZM68 262H69V260H68ZM9 263L11 264V262H8V264ZM29 263H31V259H30V262ZM0 264H3V263H0ZM12 264H15V263H12ZM21 264H23V263H21ZM32 264H34V263H32ZM41 264H43V263H41ZM65 264H66V262H65ZM72 264H73V261H72Z\"/></svg>",
    "mask_w": 264,
    "mask_h": 264
}]
</instances>
